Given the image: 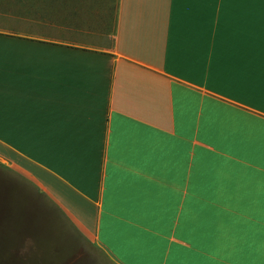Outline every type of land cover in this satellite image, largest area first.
I'll use <instances>...</instances> for the list:
<instances>
[{
  "label": "crops",
  "instance_id": "0c3cea01",
  "mask_svg": "<svg viewBox=\"0 0 264 264\" xmlns=\"http://www.w3.org/2000/svg\"><path fill=\"white\" fill-rule=\"evenodd\" d=\"M12 6L0 159L118 264H264V0Z\"/></svg>",
  "mask_w": 264,
  "mask_h": 264
},
{
  "label": "rangeland",
  "instance_id": "374dc122",
  "mask_svg": "<svg viewBox=\"0 0 264 264\" xmlns=\"http://www.w3.org/2000/svg\"><path fill=\"white\" fill-rule=\"evenodd\" d=\"M12 12L13 0H0ZM0 264H118L20 169L0 159Z\"/></svg>",
  "mask_w": 264,
  "mask_h": 264
}]
</instances>
